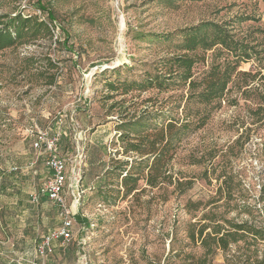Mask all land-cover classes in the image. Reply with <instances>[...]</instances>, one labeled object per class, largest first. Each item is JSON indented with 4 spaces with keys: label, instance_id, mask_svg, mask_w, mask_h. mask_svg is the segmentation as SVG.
<instances>
[{
    "label": "rangeland",
    "instance_id": "obj_1",
    "mask_svg": "<svg viewBox=\"0 0 264 264\" xmlns=\"http://www.w3.org/2000/svg\"><path fill=\"white\" fill-rule=\"evenodd\" d=\"M17 12L48 21L52 34L0 52V258L9 261L13 235L23 245L18 225H61L57 206L47 198L34 205L29 197L50 178L46 144L56 135L66 165L62 196L75 226L70 245L57 243V254L46 264H227L225 252L205 257L200 243L190 239L204 214L212 211L221 223L249 220L264 229V116L251 111L259 103L253 93L231 90L205 126H192L184 135L167 174L192 181L191 189L179 192L167 183L152 189L141 179L144 190L125 195L114 169L137 158L124 154L118 140L117 133L129 131L126 123L141 117L154 125L180 118L177 105L199 107L187 102L188 83L169 63L183 54L184 33L203 39L188 54L196 59L193 80L215 64L264 74V0H0L1 14ZM215 25L238 46L236 52L213 45ZM157 75L172 79L164 90L123 93L122 82ZM109 81L117 92L107 88ZM34 142H42L39 152ZM218 175L233 182L231 202H209ZM188 202L202 205L190 211ZM245 206L259 211L250 216ZM46 234L32 231L27 239L34 245ZM239 245L230 253H244L248 245L258 249L259 259L264 252V242L251 236Z\"/></svg>",
    "mask_w": 264,
    "mask_h": 264
},
{
    "label": "trees",
    "instance_id": "obj_2",
    "mask_svg": "<svg viewBox=\"0 0 264 264\" xmlns=\"http://www.w3.org/2000/svg\"><path fill=\"white\" fill-rule=\"evenodd\" d=\"M215 26L216 34L213 45L221 44L231 52H236L238 46H232L223 28ZM41 34L46 36L52 34L48 21L40 22L33 14L24 12H17L14 15L0 13V52L25 40H34ZM182 36L183 54L174 56L169 63L175 67L174 72H176L177 78L188 83L187 102L194 101L199 107L192 111L185 107L181 109V106L177 105L175 109L182 110L180 118L162 119L163 122L149 125V119L140 117L126 123L129 128L127 133H117L118 140L125 144L123 153L131 152L137 156L132 161H121L114 167L118 172L117 179L120 180L125 195H136L142 192L144 189L139 188L141 179L152 189H161L164 183L173 186L174 190L179 192L191 189L192 181H183L180 178L174 180L167 174L169 165L177 155L186 132L192 126L195 128L205 126L212 111L221 107L225 95L231 90L235 89L246 96L253 93L259 103L251 111L254 115L264 116V74L261 71H239L231 63L226 66L215 64L199 81L193 80L192 68L196 59L188 54L194 52L202 44L203 39L193 31L184 33ZM167 80L172 79L157 75V77H148L141 81H124L121 86L124 94L129 93L132 89L145 91L155 87L164 90L169 85L166 83ZM52 83L50 82V84ZM106 84L111 91L117 92L118 89L114 81H109ZM192 118L194 119L191 120ZM222 176L218 175L215 178L217 191L209 201L211 204H216L221 198L226 202L233 200V182L230 178ZM201 205L202 202H188L186 206L190 211H196ZM245 208L244 213L250 216H254V213L259 211L256 207L245 206ZM211 212L204 214L199 220L202 225L197 230L190 231V239L200 243L205 250V257L213 256L217 250H220L226 253L225 262L227 264L234 257L238 258L237 264H264V252L259 259L258 249L252 251L250 245L246 247L244 253L239 254V250L230 253L231 246L240 249L239 243L245 241L247 236L264 242V229L254 222L250 223L249 220L235 223L224 219V223H221L210 216ZM205 220L208 222L202 223ZM201 264H206V260L201 261Z\"/></svg>",
    "mask_w": 264,
    "mask_h": 264
},
{
    "label": "built area",
    "instance_id": "obj_3",
    "mask_svg": "<svg viewBox=\"0 0 264 264\" xmlns=\"http://www.w3.org/2000/svg\"><path fill=\"white\" fill-rule=\"evenodd\" d=\"M57 136L54 137L51 144H46L49 149L46 165L51 171L50 178L38 192H31L30 196L31 202L34 204H38L40 196H44L57 206L60 210L61 225L52 229L36 244L34 251L30 254L33 259L32 264H46L47 258L54 253L56 244L59 243L60 247L65 249L70 245L74 236V218L62 196V190L66 184V165L55 148V142L58 141ZM41 148L42 142L33 143V149L36 152H39ZM35 165L36 161L30 163L29 167L32 171L35 169ZM17 170L16 167L11 169L12 172H17Z\"/></svg>",
    "mask_w": 264,
    "mask_h": 264
},
{
    "label": "crops",
    "instance_id": "obj_4",
    "mask_svg": "<svg viewBox=\"0 0 264 264\" xmlns=\"http://www.w3.org/2000/svg\"><path fill=\"white\" fill-rule=\"evenodd\" d=\"M30 195H31V193H30ZM30 195H29V197H30V202H31V196ZM40 198H41V200H43L46 197L40 196ZM32 204H34V203H32ZM34 205H37V204H34ZM29 211L35 212V214H37V217H46V214H47V212L45 210H41V211L29 210ZM47 216H48V214H47ZM43 226H45V225L43 224ZM18 227L20 228V229H18V231L23 232V235H21L22 238L25 239L24 241H21V242H23V245H21L22 243L20 244V241H16V238L13 235V241L9 242L7 245L8 246V252L7 253L10 255L9 261L8 260L4 261V259L0 258V264H32L33 259H32L30 254L34 251L36 244L32 245L28 241L27 238H29V233H31L32 231L36 232V233H41V231L43 233L44 231H46V233H49L53 228H55L53 226V224L50 223V225H47V227H45L46 229L41 230V226H40L39 221L34 225L29 222V223H24L22 225H18ZM14 229H15V226H13V230ZM56 246H58V245H56ZM55 253H56V249L54 250L53 254H55Z\"/></svg>",
    "mask_w": 264,
    "mask_h": 264
}]
</instances>
